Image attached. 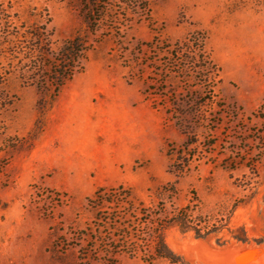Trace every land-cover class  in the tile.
<instances>
[{"label": "rangeland", "instance_id": "374dc122", "mask_svg": "<svg viewBox=\"0 0 264 264\" xmlns=\"http://www.w3.org/2000/svg\"><path fill=\"white\" fill-rule=\"evenodd\" d=\"M82 1L0 0V264H189L170 237L262 241L264 103L230 70L264 59V0H113L121 34L87 30Z\"/></svg>", "mask_w": 264, "mask_h": 264}, {"label": "trees", "instance_id": "16d2710c", "mask_svg": "<svg viewBox=\"0 0 264 264\" xmlns=\"http://www.w3.org/2000/svg\"><path fill=\"white\" fill-rule=\"evenodd\" d=\"M82 9L85 17L86 29L95 33L101 27L105 26L108 33H113L114 31L117 34H121L119 30H121V18L119 15L115 13V4L113 0H83L82 1ZM8 9L3 6L0 2V32H3L4 36L10 34L9 24L13 22L12 16L8 14ZM128 19V18H126ZM19 21V18H17ZM117 29V30H116ZM31 33L34 35L38 41L37 46H39V51L42 54H45V34L40 29L35 28ZM88 37L84 36V33H77L73 36L66 44L62 47L59 53V57L57 59L56 64L52 68V79L56 82L57 91L71 78L73 73L68 72L73 67V62L77 60H82L85 57V53L87 51L86 43L88 42ZM197 41V38H195ZM35 47V46H34ZM202 49V46H200ZM30 50H33V47H30ZM206 63L210 62V59L207 58L205 60ZM71 71H73L71 69ZM57 97V95H56ZM171 111V109H170ZM257 115V114H256ZM258 115L264 118V105H262L258 111ZM192 143L188 142L185 144L184 149L180 150V154L188 155V157L192 156L189 148ZM212 144L211 146H213ZM181 162V161H180ZM187 165L186 159L182 160V166H180L179 170L183 171L184 167ZM230 169H235L236 166L231 164L229 166ZM122 189V188H121ZM170 250V249H169ZM172 252V251H171ZM173 253V252H172Z\"/></svg>", "mask_w": 264, "mask_h": 264}, {"label": "water", "instance_id": "95a60500", "mask_svg": "<svg viewBox=\"0 0 264 264\" xmlns=\"http://www.w3.org/2000/svg\"><path fill=\"white\" fill-rule=\"evenodd\" d=\"M252 232L262 241H232L223 245L215 242V233L204 236L186 234L172 236L169 244L177 256L189 264H264V219L255 211Z\"/></svg>", "mask_w": 264, "mask_h": 264}, {"label": "crops", "instance_id": "0c3cea01", "mask_svg": "<svg viewBox=\"0 0 264 264\" xmlns=\"http://www.w3.org/2000/svg\"><path fill=\"white\" fill-rule=\"evenodd\" d=\"M231 74L234 78L242 79V91L248 98L247 105H259L264 103V59L259 65L251 60L240 64L233 63Z\"/></svg>", "mask_w": 264, "mask_h": 264}]
</instances>
